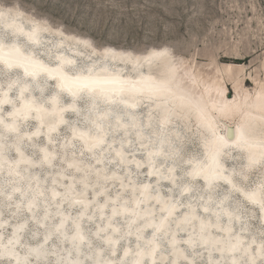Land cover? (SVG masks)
<instances>
[{"label": "snow or ice", "instance_id": "6c2138e0", "mask_svg": "<svg viewBox=\"0 0 264 264\" xmlns=\"http://www.w3.org/2000/svg\"><path fill=\"white\" fill-rule=\"evenodd\" d=\"M52 3L0 0V264H264V140L247 135L264 124V11L228 39L255 90L213 103L210 77L182 59L195 46L215 70L225 54L210 0H113L108 25L118 13L147 27L150 52L105 48L97 33L117 36L103 16L66 37ZM66 40L99 63L60 54ZM215 113L239 115V135H218Z\"/></svg>", "mask_w": 264, "mask_h": 264}, {"label": "rangeland", "instance_id": "374dc122", "mask_svg": "<svg viewBox=\"0 0 264 264\" xmlns=\"http://www.w3.org/2000/svg\"><path fill=\"white\" fill-rule=\"evenodd\" d=\"M113 0H53L51 11L67 21V25L75 30L74 33L86 30L92 27L91 20L96 17H105L106 27H111L116 33V40L112 43H108L103 40V30L97 33V39L105 46H111L117 49L132 50L129 45L143 49L148 46V51L153 49L151 47L156 41L149 39V32L147 27L142 26L137 23L132 26L131 20L127 17H121L120 14H115L114 23L108 25V21L113 19L114 10L109 8ZM147 3L148 0H145ZM172 3H179V0H171ZM212 5V10L210 15L216 18L217 24L227 22L225 24V34L211 33L214 40L219 41L222 47L225 49V54L217 57V67L213 70L209 65L206 64V54L202 53L200 48L192 46L187 50L188 54L182 57L186 62H191L193 67L198 71H201L205 78L210 77V81L217 79L220 81L225 88L228 89L226 95L235 99L237 92L235 90L236 85L239 86L238 90L243 96L244 94L250 93L255 90L256 85L259 81V73L249 70V64L245 63L248 59V54L243 50L241 44L237 43L232 51V54H228V39L233 36V33H239L241 31L245 32L252 30L253 20L255 19L259 23V17L261 12L264 11L261 7V0H210ZM248 5H251L249 10ZM125 11H127L125 9ZM167 11V9H165ZM251 13V14H250ZM187 15V9L185 8L183 12L177 10L176 15L172 16L171 19H167L166 22L171 24L175 22L179 24L183 21L184 16ZM230 25H234L231 27ZM67 33V32H66ZM122 33V36H121ZM111 40L112 37L109 36ZM259 39V30L253 36V40ZM117 44L120 46L117 47ZM73 47H76L73 45ZM251 47V45H249ZM99 49V48H98ZM216 51L219 54L221 51L220 47H216ZM252 52H256V48H252ZM86 54V53H85ZM88 56L91 55L92 61L99 63L96 60V55L87 53ZM85 58V57H84ZM259 59V56H257ZM78 62L81 59H76ZM88 60V59H87ZM250 63H254L250 61ZM192 117L191 121L193 120ZM237 119L235 118L233 122ZM190 121V122H191ZM231 122L229 126H234ZM191 128L194 130V123L191 124ZM184 131V130H182ZM228 133V132H227ZM189 135H192L189 133ZM228 137V135H227ZM195 136L189 142L188 147L193 149L195 147ZM233 156H238V153H233ZM15 221H13L14 223ZM10 232L8 229L5 234Z\"/></svg>", "mask_w": 264, "mask_h": 264}, {"label": "bare ground", "instance_id": "6f19581e", "mask_svg": "<svg viewBox=\"0 0 264 264\" xmlns=\"http://www.w3.org/2000/svg\"><path fill=\"white\" fill-rule=\"evenodd\" d=\"M71 35H74V34L65 33L66 37H70ZM45 39L52 41L53 44L60 43L59 37H45ZM73 45L76 46L74 44V42H72L71 40H66L64 42V47L59 49L60 54L67 56L69 58L81 59V61H86L89 57L87 54L89 52L82 50L78 46L73 47ZM105 48H110L115 52L130 51V50L117 49V48H114L111 46H105ZM153 50H158V49H151L150 51H153ZM102 51H103L102 48H99V49L96 48L97 54L102 52ZM144 54H146V53H144ZM111 63L118 64L117 61H112ZM159 71L163 72V71H165V69L160 68ZM205 79H207V78H205ZM209 85H210V92L205 93L204 98H205V100H208L209 97H211V102H213V103H219L220 101H225V102H229V103H231V102L239 103V102L243 101V99L246 95V94H244L243 96H241L242 94L238 91V90H240L239 88H241L240 87L241 85H239V86L236 85L235 90L237 92V95H236L235 99L231 100V98H229L226 95V92L228 91V89L225 88V86L220 81H218L217 79H213L211 81L209 80ZM183 86L186 90H191L193 92L194 98H197L199 96L200 92L203 91V89H196L194 86H192L188 82H185ZM215 118L217 121V125H216L217 134L222 136L226 141L228 140V137H227L228 124L233 122L235 118L237 120L235 122H233L234 126H232V127L237 130V134L239 135V128H240V116L239 115L221 118L219 113H215ZM193 123L196 126L195 116H194L193 120L190 122V126ZM247 135H248L249 139L252 140L253 142H259L260 140H264V124H262L258 120L249 121L248 127H247ZM229 142L231 143V141H229ZM7 229L9 231H11V228H7ZM7 229H5L4 231H6Z\"/></svg>", "mask_w": 264, "mask_h": 264}]
</instances>
